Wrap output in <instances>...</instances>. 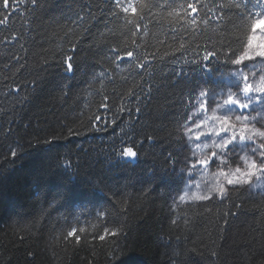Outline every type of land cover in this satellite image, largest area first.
Wrapping results in <instances>:
<instances>
[{
	"label": "trees",
	"instance_id": "1",
	"mask_svg": "<svg viewBox=\"0 0 264 264\" xmlns=\"http://www.w3.org/2000/svg\"><path fill=\"white\" fill-rule=\"evenodd\" d=\"M133 2L0 0V264H264V195L177 202L182 126L264 0Z\"/></svg>",
	"mask_w": 264,
	"mask_h": 264
},
{
	"label": "snow or ice",
	"instance_id": "2",
	"mask_svg": "<svg viewBox=\"0 0 264 264\" xmlns=\"http://www.w3.org/2000/svg\"><path fill=\"white\" fill-rule=\"evenodd\" d=\"M9 4V0H8ZM118 12L123 14H131L133 17L137 15V7L133 0H125V3H119L117 0ZM239 6V5H237ZM190 14L193 16L192 23L196 22V13L198 8L193 4H188ZM246 7V6H245ZM262 14L258 15L251 23L252 35L250 36V43H247L244 50L232 52L224 55V60L231 66V74L237 77L238 87H226L227 93L223 97L224 108H234L240 113H247L252 108V103H264V74H250L247 70V65L256 60H264V43L259 42L256 35L257 31L264 34V27L257 29V25H264V7L261 9ZM131 22V21H130ZM254 42L256 47H253ZM132 53L129 52L128 56ZM219 53L214 50H207L203 55L204 70H209L213 59L219 62ZM73 57H67L66 69L72 71ZM209 93L206 89L198 92L197 102L199 104L200 112L209 111ZM243 96L244 99L239 97ZM187 118V117H186ZM186 130L183 133L185 137L194 138L195 141L200 142L204 138H210L207 143H197L196 147L199 149L201 156L196 159L191 165V168L201 167L208 169L212 165L217 167L232 164L230 156L235 155L242 162L243 167L235 166L221 168L219 176L223 177L226 185L232 186L250 185L254 179L264 178V127L255 126L249 122L248 115L235 114H221L220 111H213L211 115L206 116L203 120L195 122V135L191 137L190 134L194 131L192 127L185 126ZM245 146H251L249 148ZM239 147L242 155L237 153L236 149ZM209 151L205 152L204 150ZM15 156V152L12 153ZM124 158H136L138 153L133 147H124L122 149ZM184 171V168L181 169ZM226 187L220 185L216 189L219 197L224 198L226 195ZM212 196L204 197L202 199H212ZM184 199L183 196L180 197ZM82 231V229H81ZM69 237H76V243H80V238L76 234V230H72L67 234ZM120 233L118 231L105 230L103 234L99 235L101 241L106 240L109 236L115 238Z\"/></svg>",
	"mask_w": 264,
	"mask_h": 264
},
{
	"label": "rangeland",
	"instance_id": "3",
	"mask_svg": "<svg viewBox=\"0 0 264 264\" xmlns=\"http://www.w3.org/2000/svg\"><path fill=\"white\" fill-rule=\"evenodd\" d=\"M260 27H264V25H257V29L259 30ZM252 35V33H251ZM250 35V36H251ZM256 35L259 38L260 43H264V34H261L257 31ZM250 37L247 43H250ZM253 47H256V43L254 42ZM247 70L250 74H264V60H256L251 62L247 65ZM231 69L224 75L221 79L223 81V86L220 87L217 91L208 92V100H209V111L207 112H200L199 104L197 102V98L195 99L194 104L192 105V110L190 111L188 121L184 123L182 126L181 136L184 140V148L187 153V162L184 167V176L185 182L183 185L182 190L180 191L179 195L177 196V202L179 204H188V203H199V202H207L211 199H202L204 197L212 196L213 198L219 197L216 193V189L220 185H224L227 189V193L230 190L235 188H247L250 192H254L260 195H264V178L254 179L250 185H240V186H232L229 188L226 185V181L223 177L219 176V171L221 168L231 167L234 169L235 166L243 167L242 162L238 159L237 156L232 155L230 156V160L232 164L228 166L221 165L217 167L216 165L210 166L208 169H204L201 167L191 168L193 162L196 161L198 157L201 156L199 149H197V143L203 144L207 143L210 138H204L200 142L194 140V138L185 137L183 133L185 132V126H190L193 128V132L190 134L191 137L195 135V122H199L203 120L206 116L211 115V109L213 111H220L221 114H235V115H248L249 122L255 124L257 123L258 127H264V103L256 104L252 103V108L247 113H240L239 110L234 108H224L223 107V97L227 94L224 90L226 87L236 88L238 87V80L236 76L231 74ZM240 99H244L243 96L239 97ZM249 148L251 146H245ZM205 152L209 151L208 149L204 150ZM237 153L242 155V151L239 147L236 149ZM225 195V196H226ZM183 196L184 199L181 200L180 197ZM212 198V199H213Z\"/></svg>",
	"mask_w": 264,
	"mask_h": 264
},
{
	"label": "bare ground",
	"instance_id": "4",
	"mask_svg": "<svg viewBox=\"0 0 264 264\" xmlns=\"http://www.w3.org/2000/svg\"><path fill=\"white\" fill-rule=\"evenodd\" d=\"M227 74V73H226ZM225 73H222L221 74V79H222V77L224 76V75H226ZM221 79H219V77H217V81H218V83H219V85H220V87H222L224 84H223V81L221 80Z\"/></svg>",
	"mask_w": 264,
	"mask_h": 264
}]
</instances>
